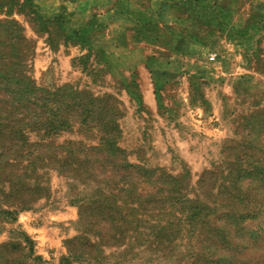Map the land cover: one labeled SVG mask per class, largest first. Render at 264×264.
Returning a JSON list of instances; mask_svg holds the SVG:
<instances>
[{
  "label": "rangeland",
  "instance_id": "rangeland-1",
  "mask_svg": "<svg viewBox=\"0 0 264 264\" xmlns=\"http://www.w3.org/2000/svg\"><path fill=\"white\" fill-rule=\"evenodd\" d=\"M0 264H264V0H0Z\"/></svg>",
  "mask_w": 264,
  "mask_h": 264
}]
</instances>
